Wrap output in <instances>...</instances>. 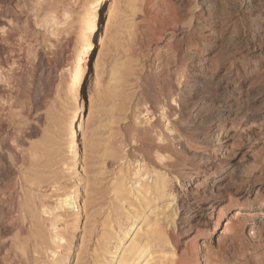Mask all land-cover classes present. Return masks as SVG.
Instances as JSON below:
<instances>
[{
  "label": "rangeland",
  "instance_id": "obj_1",
  "mask_svg": "<svg viewBox=\"0 0 264 264\" xmlns=\"http://www.w3.org/2000/svg\"><path fill=\"white\" fill-rule=\"evenodd\" d=\"M112 1V21L87 54L95 0H0L1 57L9 60L0 69V129L15 149L3 152L0 170V208L10 213L9 230L0 225V264H102L126 214L143 204L134 189L140 180L152 183L151 170L167 171L168 191L180 194L167 211L182 206L176 250L156 242L154 256L166 264H264V0ZM204 51L210 65L202 69L196 55ZM86 60L91 97L76 91ZM184 64L189 77L181 82ZM175 86L184 91V115L173 118L170 132L169 120L149 110ZM73 112L76 122L88 120L82 165L69 161ZM225 116L223 133L235 154L229 160L237 165L232 175L219 171L224 155L216 145L196 149L210 128L223 130ZM146 130L194 148L173 160L174 169H160L166 161L150 162ZM65 195L78 204L53 211ZM237 211L240 230L223 234ZM143 223L140 217L124 231L125 247Z\"/></svg>",
  "mask_w": 264,
  "mask_h": 264
},
{
  "label": "bare ground",
  "instance_id": "obj_2",
  "mask_svg": "<svg viewBox=\"0 0 264 264\" xmlns=\"http://www.w3.org/2000/svg\"><path fill=\"white\" fill-rule=\"evenodd\" d=\"M92 6V5H91ZM115 3L112 0H95L93 4V9L91 13V24L89 28V36H88V49L87 54L92 53L95 49V43H96V36L98 34L100 35V31L102 28V25L106 27V29L109 27L111 21H112V15L114 12ZM1 13V11H0ZM66 15V14H65ZM52 19V18H51ZM57 19V18H56ZM55 18L52 19V23L54 26H58V23ZM1 14H0V24H1ZM103 39V38H102ZM4 52V48L0 45V69H5V66L9 63V60L7 58H2L1 53ZM203 53H206L205 56L203 54L196 55L197 63L200 64L201 68H207L210 65V58L208 56V51H204ZM89 61L86 60L82 71L80 73L79 79L76 83V91L77 96L82 94V91H87L89 96L91 97L93 88H94V80H89L90 75V68ZM186 64L183 65V70L180 73L181 82H186V78L189 76L187 75V66ZM56 66L59 67V63H56ZM181 86V83H180ZM186 88V86H184ZM175 91H169V93L165 96V99L161 101H157L156 103H153V105L150 107L151 112L155 113H162V118H167L169 120V123L171 125V128L169 131L173 132L175 128L176 122L173 120V118H176L177 122H179L181 117L184 115V110L181 108L182 104V98L184 97V91L180 88L177 89L175 86ZM185 90V89H184ZM178 92V93H177ZM1 94V93H0ZM82 106H79L78 109H81ZM75 110V109H74ZM148 111V110H147ZM75 113V114H74ZM72 118L69 120V127L67 128L68 137H67V143H68V150L71 154L69 157V161L76 160L80 162V164H83V158L80 151V140L81 137L84 136L86 130H87V123L88 120L83 117L82 120H78L76 122V112H73ZM80 118V117H79ZM229 123L228 116L224 117V128L223 130H219L218 126H214L209 129V132L204 139V141L201 143L203 147L196 148L200 152H207L209 151V146L213 143L216 145L219 150L223 151V160L220 162L219 171L224 172L227 174L230 172V175L236 172L237 165L233 163V160H229L230 158H235V154L233 151V148H231L228 145L227 139L228 135L226 133H223L224 131L228 130L227 125ZM242 127L241 129H243ZM168 129V128H167ZM0 129V170L1 166L4 161H6V154L3 152H9V153H15V149L13 146H10L9 144V138L8 136H5L1 133ZM238 132V131H236ZM164 137V138H162ZM142 141L150 146L149 151V160L151 163H156V160L159 162L166 163L163 164V167L161 166L160 169L170 170L174 169L175 165L172 164L173 160L180 156L182 151H190V149L194 148L192 146L188 147V144L184 142L176 143V138H170L163 134L162 132L157 134V137H154L153 132H150L149 130H146L144 134L142 135ZM157 138L159 140H162L163 144L157 143ZM66 143V142H65ZM181 146V148H179ZM235 160V159H234ZM157 161V162H158ZM156 165V166H157ZM66 169H71L70 164L66 165ZM157 169V168H153ZM144 169L140 166L137 169V172H135V175L137 176L140 174ZM147 172V171H146ZM10 174V171L8 172ZM147 174H152L155 178L152 183H149L147 179L140 180V188L134 189V195H135V201H139V203H143L140 207L134 208L131 211V213H127L126 223L119 225L117 228L119 231L117 234L113 235L110 238V244L116 243L114 246V252L109 251L106 252L104 255L107 256V260L103 261L102 264H166L163 260L158 258V256H154L152 253V249L156 247L153 243L156 242H164L165 244H172V247L176 250V245L178 244L177 236L179 234L178 229V223L177 218L179 215V208H173L172 213L168 212L167 210L169 207H171L172 203L178 199V191L176 190V187H173L172 190L168 191V183L170 181V175L166 171L165 173H159L156 170H151ZM174 179V178H171ZM216 179V178H214ZM213 189L214 192L215 188L217 187V184L215 185V181L213 182ZM133 187V185H132ZM131 187V188H132ZM192 187V186H191ZM130 188V189H131ZM188 191H192L191 188H186ZM173 191V192H172ZM122 194V186L118 185V191L116 192V195ZM186 196H188L187 193H184ZM181 195H183V192H181ZM196 197H200L199 192L196 193ZM195 197V198H196ZM124 201V199H122ZM165 200L169 201L166 208H160V204L163 203ZM78 204L77 199H75L72 196H61L57 199V204L53 208V211L57 210H64L66 211L72 206H75ZM152 205V206H151ZM261 205V204H260ZM239 208H242L240 204L236 205ZM261 206H264L262 204ZM142 207V208H141ZM155 207V208H153ZM216 208V203H210V208L208 210L210 211V216L213 217L215 215L214 210ZM142 209V210H141ZM226 210V209H225ZM225 210L224 206L221 207V210L219 211V214L217 216L216 222H215V229L219 225L221 219L225 216ZM139 211H141L139 213ZM151 211L153 215L152 218L146 217L145 212ZM0 225L2 227L3 232H7L9 229L7 227H4L5 220L7 219V216L10 214L7 207L3 206L0 208ZM241 214L240 212H236L233 216V224L227 223L225 226V230L223 232L226 233L229 228L234 226V229L236 231L240 230V225H236L237 222H240L239 217ZM142 217L144 219L143 226L139 228L134 235V237L131 239L130 243L125 247L123 242L126 240L128 233L124 232L126 229H129L132 227V224H135L136 221L139 220V218ZM121 226H125V229H122ZM170 226V228H169ZM190 228V226H189ZM111 232H114L112 229ZM114 234V233H113ZM116 239V241L114 240ZM114 240V241H113ZM226 241V237H222L220 240V243L223 244ZM205 249L208 250L207 245H204ZM122 248V249H121ZM123 250L122 255H117L119 250Z\"/></svg>",
  "mask_w": 264,
  "mask_h": 264
}]
</instances>
